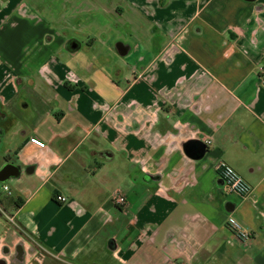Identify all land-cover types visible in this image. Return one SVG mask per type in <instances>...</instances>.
<instances>
[{
    "label": "crops",
    "instance_id": "obj_1",
    "mask_svg": "<svg viewBox=\"0 0 264 264\" xmlns=\"http://www.w3.org/2000/svg\"><path fill=\"white\" fill-rule=\"evenodd\" d=\"M11 5L0 168L19 174L1 185L0 264H264V0ZM190 140L210 141L202 157ZM219 163L249 194L227 191Z\"/></svg>",
    "mask_w": 264,
    "mask_h": 264
},
{
    "label": "built area",
    "instance_id": "obj_2",
    "mask_svg": "<svg viewBox=\"0 0 264 264\" xmlns=\"http://www.w3.org/2000/svg\"><path fill=\"white\" fill-rule=\"evenodd\" d=\"M29 141L38 147H44L45 145L41 139L35 136H31ZM204 142L205 145L210 143L209 140H205ZM217 169L219 170L220 176L224 180L228 192L236 193L241 196L249 194L251 186L232 167L225 163H219L217 165ZM3 189L7 191L8 186L3 185ZM110 198L116 206L124 207L126 204L125 196L117 189L111 191ZM55 200L64 202L66 198L65 196L58 195L55 196ZM226 223L227 227L237 238L246 240L250 237V234L242 228L241 224L235 218L229 216Z\"/></svg>",
    "mask_w": 264,
    "mask_h": 264
},
{
    "label": "water",
    "instance_id": "obj_3",
    "mask_svg": "<svg viewBox=\"0 0 264 264\" xmlns=\"http://www.w3.org/2000/svg\"><path fill=\"white\" fill-rule=\"evenodd\" d=\"M67 50L74 52L79 49L80 43L74 39L67 42ZM206 145L198 140H190L184 144L185 153L193 158H200L205 153ZM16 171V172H15ZM19 168L11 163H6L0 168V183L7 180L9 175L17 176Z\"/></svg>",
    "mask_w": 264,
    "mask_h": 264
},
{
    "label": "rangeland",
    "instance_id": "obj_4",
    "mask_svg": "<svg viewBox=\"0 0 264 264\" xmlns=\"http://www.w3.org/2000/svg\"><path fill=\"white\" fill-rule=\"evenodd\" d=\"M12 0H0V10L2 6H12L11 5ZM108 62H113L112 58L108 57ZM22 94H20V98L23 99L24 98V92H21ZM28 94V92H26V95ZM29 95V94H28ZM32 99H37L35 96H28V100L32 101ZM25 114L28 113V110L24 111ZM5 141L2 140V144H4ZM2 144L0 145V150L2 148ZM1 185L2 183H0V195H2V197H4V191L1 189ZM3 225H6L7 227H11L9 224H7V220L6 217L4 215L0 216V229H3ZM10 233V232H9ZM9 240V238H8Z\"/></svg>",
    "mask_w": 264,
    "mask_h": 264
},
{
    "label": "trees",
    "instance_id": "obj_5",
    "mask_svg": "<svg viewBox=\"0 0 264 264\" xmlns=\"http://www.w3.org/2000/svg\"><path fill=\"white\" fill-rule=\"evenodd\" d=\"M19 205H20V203H18V202H15V206H17V207H18Z\"/></svg>",
    "mask_w": 264,
    "mask_h": 264
},
{
    "label": "flooded vegetation",
    "instance_id": "obj_6",
    "mask_svg": "<svg viewBox=\"0 0 264 264\" xmlns=\"http://www.w3.org/2000/svg\"><path fill=\"white\" fill-rule=\"evenodd\" d=\"M1 264H3V263H1Z\"/></svg>",
    "mask_w": 264,
    "mask_h": 264
}]
</instances>
